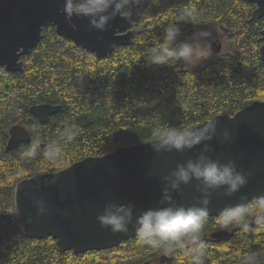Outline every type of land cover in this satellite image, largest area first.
<instances>
[{
  "label": "trees",
  "instance_id": "1",
  "mask_svg": "<svg viewBox=\"0 0 264 264\" xmlns=\"http://www.w3.org/2000/svg\"><path fill=\"white\" fill-rule=\"evenodd\" d=\"M185 8L195 10V26L180 23L179 41L199 26L224 24L233 29L235 51L204 66L183 62L149 66L146 50L154 41L163 42V27ZM254 8L245 0H161L159 5L150 1L134 25L139 29L134 43L104 58L58 35L49 24L24 58V70L0 68V264H188L181 251L165 254L137 237L85 253L58 250L52 236L28 237L17 218L15 186L22 178L63 169L86 156L151 140L154 127H194L264 100V61L259 52L264 17L251 19ZM152 101L157 103L153 106ZM40 103L61 105V110L42 123L30 111ZM15 123L32 128V141L6 151L7 128ZM65 126L79 130L71 143L60 138ZM53 141L63 150L59 160L50 162L42 155L32 161L21 159L33 144L42 153ZM216 217L209 214L201 233L207 245L205 264H237L246 257L264 256V230L239 235L234 230L219 237Z\"/></svg>",
  "mask_w": 264,
  "mask_h": 264
},
{
  "label": "water",
  "instance_id": "2",
  "mask_svg": "<svg viewBox=\"0 0 264 264\" xmlns=\"http://www.w3.org/2000/svg\"><path fill=\"white\" fill-rule=\"evenodd\" d=\"M150 1L146 0L139 12L135 8H130L128 13L122 12L110 21L106 31L101 32L90 30L88 20L82 17L73 18L78 27L74 31L60 11L63 0H0V68L24 70V58L42 40L43 28L48 24L55 27L58 35L74 41L98 58L107 57L118 47L134 43L133 24L143 17ZM245 1L255 4L251 19L264 17V0ZM260 40L259 52L264 61V28ZM60 110L61 105L51 103L30 107L31 113L42 123ZM211 119L218 122L220 136L228 130L233 138L224 144L212 141V158L221 162L234 160L239 169L253 173L246 187L236 195L212 197L209 214L215 216L225 207L241 203L242 196L248 201L264 196V100H255L235 113H221ZM31 140V131L24 124L15 123L9 129L6 151ZM151 142L152 139L122 146L104 155L86 156L63 169L19 180L15 186V207L25 235L39 239L52 236L58 250L74 253L113 248L136 237L131 226L127 234H113L99 225L96 217L103 212L105 203L132 202L137 214L160 207L162 177L178 162L195 158L199 151L197 148L184 153L157 154L152 151ZM53 180L55 182H51ZM33 196L44 199L48 208L49 214L39 222L35 221L37 208L32 203ZM198 196L193 181L182 186L175 199L178 204L188 206ZM30 217L32 223H28ZM215 234L227 237L231 233L220 230Z\"/></svg>",
  "mask_w": 264,
  "mask_h": 264
},
{
  "label": "clouds",
  "instance_id": "3",
  "mask_svg": "<svg viewBox=\"0 0 264 264\" xmlns=\"http://www.w3.org/2000/svg\"><path fill=\"white\" fill-rule=\"evenodd\" d=\"M146 0H63L60 9L72 29L78 30L73 18L88 20L89 29L106 31L110 21L126 9L135 8L139 12ZM159 5L161 0H151ZM195 10L185 8L163 27V42H153L154 46L147 49L146 62L150 65L197 63L212 55V33L199 30L191 36L179 41L181 36L180 23H192L195 26ZM157 101H152L154 106ZM147 106V105H145ZM75 126H65L60 131V138L71 143L78 135ZM151 149L157 154L184 153L199 148L195 158L176 164V167L162 177L164 187L161 190L160 207L148 208L136 212L132 202L127 204L106 202L103 212L96 219L99 225L113 234H127L134 229L137 239L150 249L159 250L165 254L179 250L187 258L188 264H205L207 245L201 238L202 230L207 223L209 206L214 195L232 197L246 187L252 176L251 171L239 169L234 160L221 162L213 159L211 142L214 140L224 144L233 140L230 132L225 130L218 134V122L210 119L200 127L192 125H161L151 131ZM42 155L48 161H57L63 155L59 142L49 143L42 153L39 145L33 144L21 153V159L32 161ZM195 181V190L199 193L195 202L185 206L176 202V194L182 191V186H188ZM51 182H55L54 180ZM37 208L35 221L49 214L44 199L32 198ZM241 203L222 209L215 220L221 231L239 234L254 233L264 230V196H258L248 201L241 197ZM246 201V202H245ZM29 218L28 223H32ZM253 258L249 257L251 261Z\"/></svg>",
  "mask_w": 264,
  "mask_h": 264
},
{
  "label": "rangeland",
  "instance_id": "4",
  "mask_svg": "<svg viewBox=\"0 0 264 264\" xmlns=\"http://www.w3.org/2000/svg\"><path fill=\"white\" fill-rule=\"evenodd\" d=\"M199 30H208L212 33V36H213V40H216V39H219L218 41H222L224 44H225V51H228V52H234L235 51V44H234V41L233 39L231 38V33L229 32H225V29L223 28H209V27H206V26H202V27H197L195 29V31H199ZM139 31V29L137 30V32ZM234 49V50H233ZM212 51V50H211ZM219 54L217 53H214L212 51V55L206 59V60H203L199 63H197L196 65H194L195 67H198V66H203L205 65L207 62H209L211 59H216L218 58ZM187 65H190V66H193L192 64H187ZM25 125V124H24ZM27 128H31L30 126L26 125ZM9 128V127H8ZM7 128V130H8ZM249 257H246V258H243L241 259L237 264H258L260 262H263L264 261V256H255V257H252L253 259L251 261L248 260ZM149 264H154V263H149Z\"/></svg>",
  "mask_w": 264,
  "mask_h": 264
},
{
  "label": "flooded vegetation",
  "instance_id": "5",
  "mask_svg": "<svg viewBox=\"0 0 264 264\" xmlns=\"http://www.w3.org/2000/svg\"><path fill=\"white\" fill-rule=\"evenodd\" d=\"M255 5V4H254ZM129 12V9H126L123 13H128ZM136 23V22H135ZM135 23L133 24V29L135 30V34H134V39H135V36H136V33H137V30H138V27H135L134 25H135ZM49 25V24H48ZM47 26V25H46ZM199 27H202V26H199ZM207 27V26H206ZM223 28V29H225V32H230L231 33V35H233V29L232 28H230V27H228V26H226V25H224V24H222V25H219L218 27H216V28ZM210 28V27H209ZM230 35V36H231ZM260 38H261V36H260ZM219 39H216V40H212V51L214 52V53H218L219 55L217 56V57H221L222 55H225V54H230V53H233V52H228V51H225V44L222 42V41H218ZM261 41V40H260ZM261 44H262V41H261ZM234 50V49H233ZM211 60H213V59H211ZM210 60V61H211ZM208 63V62H207ZM206 63V64H207ZM204 66V65H203ZM38 119V118H37ZM22 124V123H21ZM13 125V124H12ZM11 125V126H12ZM11 126H9V128H8V139H9V129H10V127ZM26 126V125H25ZM27 127V126H26ZM28 129L31 131V135H32V128H29L28 127ZM32 141V140H31ZM7 143H8V140H7V142H6V145H5V148H6V146H7ZM22 144H24V143H22ZM21 145V144H20ZM19 145V146H20ZM18 146V147H19ZM17 147V148H18ZM16 149V148H15Z\"/></svg>",
  "mask_w": 264,
  "mask_h": 264
}]
</instances>
